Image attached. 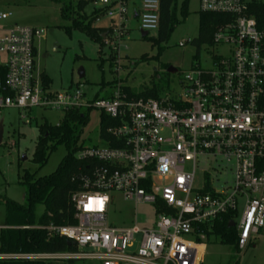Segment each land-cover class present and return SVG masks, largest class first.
<instances>
[{"label": "built area", "instance_id": "built-area-1", "mask_svg": "<svg viewBox=\"0 0 264 264\" xmlns=\"http://www.w3.org/2000/svg\"><path fill=\"white\" fill-rule=\"evenodd\" d=\"M128 1L92 0L112 26L103 47L116 51L128 36ZM139 30H158V0H138ZM199 13L224 17L207 67L194 66L181 92L157 100L131 97L119 78L87 97L82 85L53 91L36 68L35 41L44 32L3 25L0 13V112L15 109L30 125L33 109L87 121L97 112V144L75 158L86 168L71 176L75 225L35 226L48 240L65 239L70 253L2 254L0 261L91 264H201L214 222L232 215L237 248L264 227V0H197ZM191 43V42H190ZM184 43L178 46L183 47ZM117 72L119 70H116ZM107 94L110 97L105 98ZM119 196L149 207L152 221L119 227L107 214ZM237 221V223H236ZM9 229L2 226L1 230Z\"/></svg>", "mask_w": 264, "mask_h": 264}, {"label": "rangeland", "instance_id": "rangeland-1", "mask_svg": "<svg viewBox=\"0 0 264 264\" xmlns=\"http://www.w3.org/2000/svg\"><path fill=\"white\" fill-rule=\"evenodd\" d=\"M84 2L81 13L77 12V4ZM182 0H177L180 5ZM67 19L61 17V6L49 0H0V13H11L12 17L6 24H17L44 32L42 40H36V68L52 81V90L60 91L82 85L87 97L97 92L100 86L119 78L122 85L134 93H139L155 87L159 96H175L181 92L179 81L185 73L194 66L207 67L210 50L203 45L199 51L191 45L198 36L199 5L197 0H191L188 6L189 16L184 23L177 26L169 42L160 46L163 51L153 45L156 33H149L144 39L135 20L127 23L128 36L123 40L120 50L101 48L92 42L85 34L74 30L73 24L87 23L95 18V8L92 0H68ZM92 27L108 29L112 21L99 15ZM70 33H67V31ZM179 47L180 43H184ZM146 57L148 60H143ZM158 57L157 60L153 58ZM168 68L176 73L168 74ZM84 72V78H79V71ZM116 70H119L118 72ZM23 112L7 109L0 112L3 135L0 144V228L4 225V201L24 204L25 189L19 184L18 176L22 170L37 174V177L48 176L55 171L61 159L66 155L63 147L51 154L46 165L38 170L31 163V155L38 127L43 123L57 126L63 120V114L53 111L33 109L30 112V125L21 120ZM99 115L93 112L89 121L81 128L79 144L91 147L97 144V127ZM25 156L26 160L22 161ZM20 166V167H19ZM43 210L38 208L37 217ZM149 207L124 203L115 196L109 208L107 221L116 227L123 224L136 223L144 227L152 221ZM149 222V223H148ZM237 223V221H236ZM201 257V264H228L236 259L239 264H264V227L255 236L245 250L234 254L230 248L219 243L215 237H207ZM91 264V263H75Z\"/></svg>", "mask_w": 264, "mask_h": 264}, {"label": "trees", "instance_id": "trees-1", "mask_svg": "<svg viewBox=\"0 0 264 264\" xmlns=\"http://www.w3.org/2000/svg\"><path fill=\"white\" fill-rule=\"evenodd\" d=\"M61 6V17L67 19L68 0H49ZM191 0H182L177 5V0H158V30L153 45L159 49V55L163 51L160 48L166 45L173 32L180 24L188 18V6ZM85 7L84 2L77 4V12L81 13ZM98 17L89 20L87 23L73 24L72 28L85 34L92 42L102 48L103 35L106 29L94 28L92 24ZM224 21V17L213 14L199 13L198 17V36L191 41L197 51L203 45H210L212 35L217 26ZM67 33H70L68 30ZM148 60L146 57H142ZM157 60L158 57L153 58ZM42 83L48 87L52 85L51 79L42 73ZM114 82L102 84L100 91L112 89ZM122 90L135 98L153 99L159 98V91L153 87L139 93H134L128 87ZM110 97L107 94L105 98ZM87 123L85 114L79 111H72L63 117L62 122L57 126H50L43 123L38 127V135L35 140L34 149L31 155V163L42 169L48 162L49 157L58 148L63 147L66 155L61 159L57 168L48 176L37 177L35 173L22 170L18 176L19 184L25 189L24 204H17L9 200L4 201L5 219L4 225L9 229L0 231V253L2 254H38V253H70L73 246L68 245L65 239L46 238V233L42 230H35V226L47 224L54 225H75L74 211L69 202V198L77 188L71 183L70 179L78 168L85 170L86 166L76 158V152L82 148L79 144L81 128ZM20 167V166H19ZM38 208L43 210L41 216L37 217ZM233 219L232 215H227L217 219L211 229L200 230L207 237H215L219 243L231 249L234 254H238L236 231L230 226ZM0 264H75L74 261L65 263H46L29 261H0ZM228 264H239L236 259Z\"/></svg>", "mask_w": 264, "mask_h": 264}, {"label": "water", "instance_id": "water-1", "mask_svg": "<svg viewBox=\"0 0 264 264\" xmlns=\"http://www.w3.org/2000/svg\"><path fill=\"white\" fill-rule=\"evenodd\" d=\"M148 35L146 32H142L140 31V37L142 39L146 38ZM167 73L168 74H173V73H176V70L175 69H172V68H168L167 70ZM79 78L80 79H83L84 78V72L82 70L79 71ZM2 135H3V128H2V121H0V144L2 142ZM26 160V157L23 156L22 157V161H25ZM230 226L233 227L234 224L233 223H230ZM68 245H71V243H68Z\"/></svg>", "mask_w": 264, "mask_h": 264}, {"label": "crops", "instance_id": "crops-1", "mask_svg": "<svg viewBox=\"0 0 264 264\" xmlns=\"http://www.w3.org/2000/svg\"><path fill=\"white\" fill-rule=\"evenodd\" d=\"M139 4L140 3H139L138 0H130V1H128L129 21L131 19L136 21V11L139 8ZM95 17H97L96 13H95Z\"/></svg>", "mask_w": 264, "mask_h": 264}]
</instances>
